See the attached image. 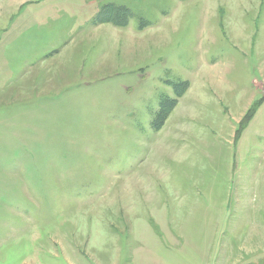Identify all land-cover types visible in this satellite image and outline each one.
Returning a JSON list of instances; mask_svg holds the SVG:
<instances>
[{
	"label": "rangeland",
	"instance_id": "1",
	"mask_svg": "<svg viewBox=\"0 0 264 264\" xmlns=\"http://www.w3.org/2000/svg\"><path fill=\"white\" fill-rule=\"evenodd\" d=\"M83 1L0 0V264H264V0Z\"/></svg>",
	"mask_w": 264,
	"mask_h": 264
},
{
	"label": "trees",
	"instance_id": "2",
	"mask_svg": "<svg viewBox=\"0 0 264 264\" xmlns=\"http://www.w3.org/2000/svg\"><path fill=\"white\" fill-rule=\"evenodd\" d=\"M130 17V12L128 9L115 6L113 4L105 5L103 8L100 7V10L94 15L91 19L90 24L98 25L101 23L113 24L116 26H125ZM174 97H163L159 104V113L156 114L155 120L153 122L154 131H158L164 125L166 118L169 113L175 107L177 103V98H179L187 88L186 81H180L170 84Z\"/></svg>",
	"mask_w": 264,
	"mask_h": 264
},
{
	"label": "crops",
	"instance_id": "3",
	"mask_svg": "<svg viewBox=\"0 0 264 264\" xmlns=\"http://www.w3.org/2000/svg\"><path fill=\"white\" fill-rule=\"evenodd\" d=\"M50 1L51 0H11L12 4H14V8H16L18 11L25 8V7L27 8L30 6H31V9L37 8V10H46V13H45L46 20L45 21H48V20L59 21L62 17L58 18V14L63 13V14L67 15V19L70 16L75 20L77 19V21L75 23H73V26H75V24H77V26H78L77 29L82 28V25L85 23V21L83 20V21L79 22L78 16H79V9H82L85 5L83 0H82L83 2H81L82 4L79 2V0H71V1H73V2H71L72 4H65V3L46 4ZM75 3H77V4H75ZM95 13H93V15L89 18V20L86 21V23L90 24V21L94 17ZM63 14H61V16ZM63 19H65V18H63ZM67 19H65V20H67ZM81 22H83V23H81ZM86 23H85V25H86ZM58 25H61V23H59Z\"/></svg>",
	"mask_w": 264,
	"mask_h": 264
}]
</instances>
